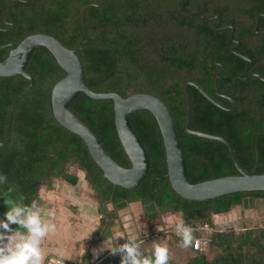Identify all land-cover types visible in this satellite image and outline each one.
Masks as SVG:
<instances>
[{
	"label": "trees",
	"instance_id": "16d2710c",
	"mask_svg": "<svg viewBox=\"0 0 264 264\" xmlns=\"http://www.w3.org/2000/svg\"><path fill=\"white\" fill-rule=\"evenodd\" d=\"M12 1L0 0V60L10 52L11 47L4 44H18L31 33H49L66 46L77 48L86 31L79 55L89 86L95 91H116L123 96L150 92L163 99L175 117L192 182L239 173L224 142L186 129L188 107L184 85L193 72L188 68L197 67V63L181 54L180 41L185 42L188 37L184 28L155 16L174 8L175 0H15L11 6ZM262 5L264 1L259 0L252 9L243 10V5L241 8L243 12L252 11L256 19L253 11L261 10ZM8 13L9 22H6ZM247 27L250 29L252 25ZM249 48L247 54L260 63L253 54L259 47ZM260 48L264 49V40ZM236 63L242 73L245 60L238 57ZM226 65L231 76L238 72ZM27 70L36 78V84L18 104L10 143L0 145V172L8 178L0 186V214L6 210L9 199L19 200L23 195L25 204L35 199L39 205L42 187L51 188L58 180L75 184L78 176L72 169L77 168L91 184L95 196L100 190L103 218L101 227L94 233L96 240L109 235L121 210L139 202L148 220L166 213H181L184 223L193 228L194 239L204 234L199 228L201 224L211 226L206 233L210 238L208 250H196L192 244L193 254L187 261L170 258L168 264H264V221L255 227L236 230L217 228L214 218L236 205L251 207L255 198H264V190L238 191L204 200L181 196L169 179L162 133L148 109L134 112L131 122L148 150L150 174L135 188L105 180L83 138L54 115L51 90L66 75L65 70L44 46L36 49ZM259 71L264 76L263 66ZM253 83L261 90L260 99L254 95L251 99H235L237 105L229 99H215L222 106L200 96L190 86V128L224 136L246 171L264 173V80L256 77ZM29 84L30 80L21 74L0 76V141L7 139L16 97ZM245 85L243 79L239 80V87ZM211 86L210 78L205 87ZM70 107L120 164L130 166L117 132L112 99L91 98L81 92ZM9 185L15 187L12 193L5 191ZM171 233L180 240L174 230ZM149 250L141 251L147 254ZM119 259L118 254L107 253L96 261L86 259L77 264H119Z\"/></svg>",
	"mask_w": 264,
	"mask_h": 264
},
{
	"label": "water",
	"instance_id": "95a60500",
	"mask_svg": "<svg viewBox=\"0 0 264 264\" xmlns=\"http://www.w3.org/2000/svg\"><path fill=\"white\" fill-rule=\"evenodd\" d=\"M14 1H12L11 6ZM8 17L9 13L6 16V22H9ZM85 34L86 31L84 36ZM84 36L79 41L77 48H70L56 36L44 32L31 33L18 44L10 42L3 45L11 48L8 56L0 60V76L21 74L30 80V84L18 94L14 101L8 123L7 139L0 141V145H7L11 141L12 125L18 104L22 97L36 84V78L27 70V66L36 49L44 46L54 55L59 65L66 72V75L57 81L51 90L54 115L66 128L83 138L92 157L103 170L105 180L108 179L112 183L126 188H135L150 174L151 164L148 150L131 122V115L134 112L148 109L155 116L162 133L169 179L173 188L181 196L188 199L204 200L232 192L264 190V173L246 171L241 166L228 139L221 135L190 128L192 103L188 86H186L188 107L186 129L191 133L224 142L239 171L238 174L192 182L188 173L186 156L179 139L176 120L170 107L163 99L150 92H134L128 96H123L116 91L93 90L87 82L85 67L79 55ZM258 76L261 77L260 74ZM192 84L202 89L198 84L194 82ZM202 91L209 96L203 89ZM81 92L86 93L91 98L112 99L114 101L116 128L130 161V166L120 164L109 153L98 135L71 109L70 104ZM211 100L217 103L214 99ZM96 197L101 204L100 190L96 193Z\"/></svg>",
	"mask_w": 264,
	"mask_h": 264
},
{
	"label": "flooded vegetation",
	"instance_id": "af4514ba",
	"mask_svg": "<svg viewBox=\"0 0 264 264\" xmlns=\"http://www.w3.org/2000/svg\"><path fill=\"white\" fill-rule=\"evenodd\" d=\"M258 1L175 0L172 6L174 8L155 14L182 26L188 35L185 42L180 41L179 48L182 49L181 54L194 59L197 67L188 68L193 72L191 78L185 82V95L186 86L189 95L192 86L206 99L222 101L229 99L235 105H237L235 99H251L253 95L260 97L261 90L253 81L256 77L264 80V76L259 71L260 66L264 67V49L260 48L264 40V5L261 10L255 8L253 11L257 14L256 19L251 15L252 11L243 12L257 6ZM247 24L252 25V28L249 29ZM253 32L255 34H252ZM250 46L259 47L258 51L253 50V54L260 63L247 54ZM238 57L244 59L246 63L242 73L239 72L236 63ZM226 63L238 72L231 76ZM210 78L212 86L206 88L205 85ZM241 79L246 82L247 87L246 85L245 88L239 87ZM249 81L251 83H248ZM192 82L198 84L209 96ZM215 101L221 105L217 100Z\"/></svg>",
	"mask_w": 264,
	"mask_h": 264
},
{
	"label": "clouds",
	"instance_id": "9594fccd",
	"mask_svg": "<svg viewBox=\"0 0 264 264\" xmlns=\"http://www.w3.org/2000/svg\"><path fill=\"white\" fill-rule=\"evenodd\" d=\"M7 182V175L0 172V186ZM14 190V185L5 189L7 193ZM24 199L23 195H20L19 200L9 199L6 210L0 214V264H45L46 254L42 242L56 232L57 225L53 220L44 217L37 200L33 199L25 204ZM125 228L129 229V226L125 224ZM174 231L180 238L181 248H188L193 244V228L182 219L175 223ZM138 237L139 234L131 229L126 239L123 232H117L114 242L109 240L96 248V256L107 251L109 255H119V264H168L170 256L167 243L154 242L145 254L141 251ZM119 239H123V242H118ZM54 251L57 256H63L61 249ZM48 264H52L51 259ZM58 264H63V260Z\"/></svg>",
	"mask_w": 264,
	"mask_h": 264
},
{
	"label": "crops",
	"instance_id": "0c3cea01",
	"mask_svg": "<svg viewBox=\"0 0 264 264\" xmlns=\"http://www.w3.org/2000/svg\"><path fill=\"white\" fill-rule=\"evenodd\" d=\"M72 173L78 176L75 184L58 180L53 187L44 186L41 190L42 202L38 206L42 209L44 217L53 220L57 225L56 232L42 242L46 254L45 261L50 255H56L54 250L57 248L61 249L62 257L73 264L84 263L86 259L88 262L101 259L108 253L104 251L96 256L101 243L109 240L114 242L117 232H123L125 239L129 234L128 229L125 228L126 222L119 224L118 219L120 222L127 221L133 206L140 208L139 202H133L129 208L121 210L109 235L98 240L94 239L93 234L98 230L103 218L100 205L85 176L80 171H72ZM235 207L244 209L241 205L233 208ZM247 209L249 211L247 215L264 219V198H255L253 205ZM239 217L242 218L241 215ZM118 242L122 243L123 239H119Z\"/></svg>",
	"mask_w": 264,
	"mask_h": 264
},
{
	"label": "rangeland",
	"instance_id": "374dc122",
	"mask_svg": "<svg viewBox=\"0 0 264 264\" xmlns=\"http://www.w3.org/2000/svg\"><path fill=\"white\" fill-rule=\"evenodd\" d=\"M72 171L79 172L77 168H73ZM133 207L132 212L130 211V216H128V220L120 222L118 219V222L119 224L126 222L125 224L129 226V229L139 234L138 238L141 243V250L151 249L154 242L167 243L171 259L185 262L191 257L193 254L191 247L181 248L179 241L171 233L175 228V223L180 219L184 220L181 213H166L159 218L148 220L141 207L138 209L135 208L136 206ZM248 212L247 208L240 210L235 207V209L233 208L227 213L216 215L214 218L217 228L234 227L236 230H241L245 227H255L264 221L263 218H254L247 215ZM240 215L242 218L239 217Z\"/></svg>",
	"mask_w": 264,
	"mask_h": 264
},
{
	"label": "built area",
	"instance_id": "2783aa9c",
	"mask_svg": "<svg viewBox=\"0 0 264 264\" xmlns=\"http://www.w3.org/2000/svg\"><path fill=\"white\" fill-rule=\"evenodd\" d=\"M199 228L204 231V234L194 239L193 247L196 250H208L210 245V238L206 233L211 229V226L209 223H203ZM49 259L52 260V264H58L61 259L63 260V264H67V260L65 258L59 257L57 255H50L46 259L45 264H48Z\"/></svg>",
	"mask_w": 264,
	"mask_h": 264
}]
</instances>
